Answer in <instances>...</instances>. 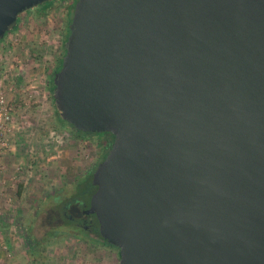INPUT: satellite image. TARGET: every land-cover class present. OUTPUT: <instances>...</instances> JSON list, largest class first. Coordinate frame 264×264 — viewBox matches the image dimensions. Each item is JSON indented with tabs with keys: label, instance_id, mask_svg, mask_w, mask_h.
Segmentation results:
<instances>
[{
	"label": "water",
	"instance_id": "obj_1",
	"mask_svg": "<svg viewBox=\"0 0 264 264\" xmlns=\"http://www.w3.org/2000/svg\"><path fill=\"white\" fill-rule=\"evenodd\" d=\"M56 0H0V42ZM54 101L115 141L87 215L120 264H264V0H78Z\"/></svg>",
	"mask_w": 264,
	"mask_h": 264
},
{
	"label": "rangeland",
	"instance_id": "obj_2",
	"mask_svg": "<svg viewBox=\"0 0 264 264\" xmlns=\"http://www.w3.org/2000/svg\"><path fill=\"white\" fill-rule=\"evenodd\" d=\"M73 3L75 0L57 1L43 18H39L38 8L26 12L19 30L0 43V92L13 104L17 124L9 143H0V163L12 165L0 181V192L7 193L0 201V227L23 249L25 242L33 247L41 244L44 259L51 260V264L67 263L73 256L82 258L83 264H104V259L107 264H119L117 249L60 216L65 204L69 215L79 216L75 200L90 203L92 172L101 161V146L111 138L84 132L83 138L76 140L65 132L55 112L51 85H46L64 54ZM36 36L41 42L34 45L42 49L17 48ZM14 44L17 52L11 55ZM15 56L20 60L9 64L7 57ZM79 188L87 190L86 196L77 195ZM56 196L61 198L59 205ZM103 246H107L106 255L100 253Z\"/></svg>",
	"mask_w": 264,
	"mask_h": 264
},
{
	"label": "crops",
	"instance_id": "obj_3",
	"mask_svg": "<svg viewBox=\"0 0 264 264\" xmlns=\"http://www.w3.org/2000/svg\"><path fill=\"white\" fill-rule=\"evenodd\" d=\"M37 38L38 37L36 36L35 39L33 38V39H29L27 41H24V45H19L17 48H20L22 46H26L25 48H29L30 46H32L33 48H35L36 46L38 47L39 42H41V37L38 38L39 41H37ZM35 43H38V44L34 45ZM10 48H12L13 51L10 50L9 54L13 55V53L17 52L15 44L11 45ZM38 48L42 49V46L38 47ZM7 58H8L7 60L9 61V62L8 61L7 62L9 64L11 62H15V61L20 60V57L18 58V56L12 57L11 59H9V57H7ZM9 67L12 68L11 65H9ZM9 67H8L6 72L9 71ZM21 81L22 80H20V82ZM20 84H22V82ZM48 84H49V81H47L46 85L48 86ZM10 158L8 157L5 159L6 164L9 163ZM11 167H12V165H4L3 163L2 164L0 163V181L4 177L5 173H9L12 170ZM14 167H15V165H13V168ZM5 196H7V193L5 195L3 192H0V201H2V199ZM4 232H6V230L0 227V264H51V262H52L51 260L44 259L46 257H44V255H43V248L41 247V244L36 243L33 247L32 245L25 242V248L23 249L22 246L18 245V243H15L14 240L12 241L11 238L6 236ZM103 247L104 248L102 249V252H100V253H103V255H106L107 246H103ZM19 249H22V250L19 251ZM16 251H17V253H16ZM16 254H17V256H16ZM118 257H119V253H118ZM104 260H105L104 264H107V263H105L106 259H104ZM83 261L84 260L82 258H80L78 256L77 257L73 256L72 259H70V260L68 259L67 263L65 261H60V263H57V264H83ZM112 263L117 264L115 261ZM86 264H88V262H86Z\"/></svg>",
	"mask_w": 264,
	"mask_h": 264
},
{
	"label": "trees",
	"instance_id": "obj_4",
	"mask_svg": "<svg viewBox=\"0 0 264 264\" xmlns=\"http://www.w3.org/2000/svg\"><path fill=\"white\" fill-rule=\"evenodd\" d=\"M57 1H64V0H57ZM57 1H54V2H51V3H47V4L43 5V6H41L40 8H38V10H39V11H38V16H39V18H43V17L48 16L49 13L51 12L52 8L55 6V3H56ZM77 2H78V0H75V3H73V9H75V6H76V3H77ZM73 14H74V13H73ZM73 14L71 13V14L69 15V18H70V19H69V22H68V25H67L68 34H67V36H66V39L64 40V45H63L64 54H63L62 58L60 59L59 66H58L57 69L54 71V73H53V75H52V77H51V81L49 82L50 85H51V92H52V99H53L54 107H55V101H54V96H53V92H54V89H55V86H54V75H55L56 72L60 71V69L62 68L63 57H64L65 54H66L65 43H66V41H67V39H68V37H69V35H70L69 25H70V23L72 22ZM21 18H22V16L20 17V19H19V21H18V26L16 27V29L13 30V31H11V32H9V33H7L6 36H5V38H4V40L6 39V37H7L9 34H11V33L16 32V31L19 30V28H20V24H21ZM4 40H2L1 42H3ZM1 42H0V43H1ZM55 110H56L55 112H56V114H57V116H58V120H59V123L61 124L62 129H63L65 132H67L68 134H70V135H71L74 139H76V140H80V138H83V136H82L81 134L84 133V132L77 130L73 125H71V124L68 123L67 121L63 120V118L61 117V113L57 110L56 107H55ZM85 134H91V133H85ZM100 135H101V136H105V135H106V136H110V137H111V138H109V139H107V140L105 141V145H104V146H103V145L101 146V147H103L102 149H103V151H104L103 154H102L101 161H100V163H101V162H103V161L105 160L106 156L108 155V153H109V151H110V149H111V147H112V145H113V143H114V141H115V137H114L112 134H110V133H101ZM100 163H99V164H100ZM99 164H98V165H99ZM94 172H95V171H94ZM94 172H92V173H94ZM92 179H93V178H92ZM92 188H93V192H92V194L90 195V197H92V195H93V194L96 192V190H97V187L94 186V185L92 186ZM86 193H87V190H86V189L79 188V192H77V195L79 196V195L81 194V195H83V196H86V195H85ZM77 200H78V199H77ZM77 200H75V202H77ZM65 205H67V204H65ZM65 210H66V209H65ZM63 211H64V209H63ZM60 216H61V213H60ZM60 219H62V218H60ZM97 225H98V222H97ZM92 232L94 233V235L99 236V237L102 239V241L105 242V244H106L107 246H109V247H113V248L117 249V250H118V253H119V249H118L117 247H115V246L109 244L106 240L103 239V237L100 235L99 227H96ZM87 233H90V232H87ZM85 241H86V240H85ZM119 258H120V255H119Z\"/></svg>",
	"mask_w": 264,
	"mask_h": 264
},
{
	"label": "flooded vegetation",
	"instance_id": "obj_5",
	"mask_svg": "<svg viewBox=\"0 0 264 264\" xmlns=\"http://www.w3.org/2000/svg\"><path fill=\"white\" fill-rule=\"evenodd\" d=\"M103 152L104 151L102 150V154ZM91 198L92 197H90V201H91ZM60 199L61 198H59V196H56L55 201H57V205L62 203ZM75 205H78L79 207L78 208L79 216L69 215L67 211L69 206L63 205L62 207L64 211L63 213H61V217L63 216V218L66 219L67 223L70 222L71 225H74L75 227H78L79 229L85 230L87 232H92L96 227H99V223L97 225L98 220L96 218V215L85 214V211L90 208V203L87 205L86 203H82L80 200H77Z\"/></svg>",
	"mask_w": 264,
	"mask_h": 264
},
{
	"label": "built area",
	"instance_id": "obj_6",
	"mask_svg": "<svg viewBox=\"0 0 264 264\" xmlns=\"http://www.w3.org/2000/svg\"><path fill=\"white\" fill-rule=\"evenodd\" d=\"M15 109L8 97L0 92V143L7 145L9 138L16 128L14 122Z\"/></svg>",
	"mask_w": 264,
	"mask_h": 264
}]
</instances>
